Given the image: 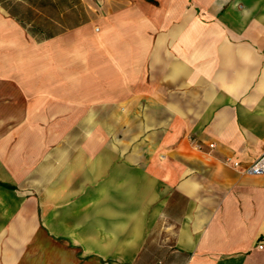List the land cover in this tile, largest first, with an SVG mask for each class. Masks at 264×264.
<instances>
[{
  "label": "crops",
  "instance_id": "obj_1",
  "mask_svg": "<svg viewBox=\"0 0 264 264\" xmlns=\"http://www.w3.org/2000/svg\"><path fill=\"white\" fill-rule=\"evenodd\" d=\"M263 153L264 0H0V264H264Z\"/></svg>",
  "mask_w": 264,
  "mask_h": 264
},
{
  "label": "rangeland",
  "instance_id": "obj_2",
  "mask_svg": "<svg viewBox=\"0 0 264 264\" xmlns=\"http://www.w3.org/2000/svg\"><path fill=\"white\" fill-rule=\"evenodd\" d=\"M42 187L43 186H38V185H36L35 186V194L36 195H39V194H41V192H42ZM57 187V186H56ZM66 188H67V193H76V194H78V195H81V194H83L84 196L86 195V194H90V193H92L93 191H92V189H91V186H89V185H69V186H66ZM54 189V186H52V190ZM98 191H99V193H101V192H105L106 190H105V187L104 186H99L98 187ZM53 193V192H52ZM77 204V205H76ZM70 205H72V207L74 206V205H76V206H78V207H81V205H83V207L85 208V206H87L88 208H89V205H90V202L89 201H86V200H83V201H81V202H79V201H70V202H67V208L69 209L70 207H68V206H70ZM75 217H71V218H68V222H69V220H71L72 221V223H73V221H75ZM80 219V218H79ZM52 221H55L56 223H57V219L55 220V219H52Z\"/></svg>",
  "mask_w": 264,
  "mask_h": 264
},
{
  "label": "built area",
  "instance_id": "obj_3",
  "mask_svg": "<svg viewBox=\"0 0 264 264\" xmlns=\"http://www.w3.org/2000/svg\"><path fill=\"white\" fill-rule=\"evenodd\" d=\"M210 149L215 148V144H210ZM231 160H227L230 162ZM233 167L237 170H241L243 174L252 175V176H261L264 175V153L251 165L242 168L239 162H233Z\"/></svg>",
  "mask_w": 264,
  "mask_h": 264
}]
</instances>
